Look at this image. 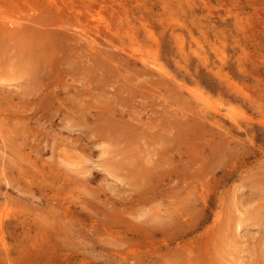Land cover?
I'll use <instances>...</instances> for the list:
<instances>
[{
  "label": "rangeland",
  "instance_id": "1",
  "mask_svg": "<svg viewBox=\"0 0 264 264\" xmlns=\"http://www.w3.org/2000/svg\"><path fill=\"white\" fill-rule=\"evenodd\" d=\"M51 47L38 77L19 72ZM0 116L20 145L0 146V264H264V0H0ZM105 118L133 127L106 132L104 157L86 131ZM80 156L91 191L66 188L63 217L45 171ZM145 162L149 181L122 186Z\"/></svg>",
  "mask_w": 264,
  "mask_h": 264
},
{
  "label": "bare ground",
  "instance_id": "2",
  "mask_svg": "<svg viewBox=\"0 0 264 264\" xmlns=\"http://www.w3.org/2000/svg\"><path fill=\"white\" fill-rule=\"evenodd\" d=\"M87 1V0H86ZM96 2V1H95ZM100 2V1H99ZM72 3V2H71ZM98 3V2H97ZM75 4V3H74ZM79 4V3H78ZM57 5V4H56ZM55 5V6H56ZM64 5V4H63ZM81 5H83V4H81ZM60 6V5H59ZM90 7V6H89ZM48 8V7H47ZM59 8V7H58ZM69 8H70V6H69ZM73 8V7H72ZM91 8V7H90ZM55 9V8H54ZM58 10V9H57ZM59 10H61V9H59ZM77 10V9H76ZM67 11H68V9H67ZM74 11V10H73ZM80 11V10H79ZM78 12V11H77ZM93 14V13H92ZM92 18V17H91ZM9 19V18H8ZM11 19V18H10ZM18 20V19H17ZM16 20V21H17ZM21 20V19H20ZM14 21V20H13ZM13 21L12 22H10L11 24L13 23ZM23 21V20H22ZM25 21H27V19L25 20ZM24 21V22H25ZM92 21V20H91ZM6 22H7V20H6ZM5 22V23H6ZM9 22V21H8ZM29 22H31V21H29ZM60 22L58 21L57 22V25L59 24ZM63 23V22H62ZM61 23V24H62ZM7 25H9V24H7ZM14 25V24H13ZM56 25V24H55ZM54 25V26H55ZM57 25H56V27H57ZM63 25V24H62ZM6 26V25H5ZM20 26H21V24H20ZM53 26V25H52ZM9 27H11L10 25H9ZM68 27V26H67ZM69 27H71V26H69ZM74 28V27H73ZM87 28V27H86ZM9 29V28H8ZM15 29V28H14ZM14 29H12V30H14ZM75 29V28H74ZM74 29H72V30H74ZM38 30V29H37ZM10 31H11V29H10ZM55 31V30H54ZM79 31V30H78ZM81 31V30H80ZM77 32V31H76ZM49 34V33H48ZM76 34V33H75ZM83 34V33H82ZM55 37H56V39H57V42L55 43V40L53 39V38H49L50 40H53V41H51L50 42V44L51 45H53L54 43L57 45H59V43H63L64 44V41H62V39H61V37H64L65 38V35H63V34H61V33H59V32H57V31H55V33L53 34ZM77 35H79V34H77ZM82 36V35H81ZM81 36H79V37H81ZM85 36V35H84ZM83 36V37H84ZM45 37V36H44ZM52 37V36H51ZM86 40V39H85ZM93 41V40H92ZM90 43V42H89ZM92 44V43H91ZM90 45V44H89ZM88 45V46H89ZM89 47H91V46H89ZM52 48L53 47H51V48H47V50L46 49H44V50H41V51H39L38 49H36V50H38V52H36V54H33V51H32V53H26V54H24L23 55V57H21V62L20 61H18L20 64L22 63V65H20V64H18V68H19V72H23V74L24 73H31V75L33 76V77H38V74L40 73V69H42V68H40L41 67V64H45V63H47V62H50L51 60H54V50H52ZM32 49H35L34 47L32 48ZM42 49V48H41ZM180 52V51H179ZM127 53V52H126ZM134 53V52H133ZM181 53V52H180ZM117 54V53H116ZM130 54V53H129ZM135 54V53H134ZM60 55V54H59ZM114 55H115V53H114ZM140 55V54H139ZM135 56V55H134ZM106 57H108L107 55H106ZM136 57V56H135ZM125 58V57H124ZM137 58V57H136ZM152 58V57H151ZM148 59H149V57H148ZM142 60V59H141ZM140 60V61H141ZM65 61V60H64ZM146 62V61H145ZM59 63V62H58ZM140 63V62H139ZM54 64V63H53ZM17 65V64H16ZM19 65H20V67H19ZM50 65H51V63H50ZM141 65V64H140ZM43 66V65H42ZM45 66V65H44ZM43 66V67H44ZM139 66V65H138ZM45 67H47V66H45ZM51 67V66H50ZM49 67V68H50ZM48 68V67H47ZM142 68V67H141ZM72 69V68H71ZM149 69V68H148ZM154 69V68H153ZM51 70V69H50ZM49 70V71H50ZM140 70H142V69H140ZM145 72H146V70L145 69H143ZM46 71H47V69H46ZM33 73V74H32ZM140 73V72H139ZM139 73H138V75H139ZM153 73V72H152ZM165 73V72H164ZM142 74H144V73H142ZM159 74H163V73H159ZM166 74V73H165ZM26 75V74H25ZM45 75V74H44ZM135 75V74H134ZM133 75V76H134ZM149 75V74H148ZM144 76V75H143ZM171 76V75H170ZM44 77V76H43ZM49 77H52V76H49ZM136 77V76H135ZM167 77V76H166ZM24 78V77H23ZM47 78V77H46ZM143 78V77H142ZM170 78V77H169ZM168 78V79H169ZM37 79V78H36ZM140 80H141V78H140ZM167 80V79H166ZM174 80V79H173ZM139 81V80H138ZM169 81H170V79H169ZM143 82V81H142ZM168 83V82H167ZM179 83V82H178ZM175 84V83H174ZM181 84V83H180ZM176 85H177V83H176ZM182 85V84H181ZM46 87H48V86H46ZM178 87H182V86H178ZM190 89V88H189ZM189 92H191V91H189ZM193 94V93H192ZM199 94H197V96H198ZM203 95V94H202ZM189 96V95H188ZM201 96V95H200ZM200 96H198V97H200ZM205 96V95H204ZM204 96H202V97H204ZM203 100V99H202ZM201 100V101H202ZM196 101H198V100H196ZM199 102V101H198ZM209 102V101H208ZM200 104L201 103H203V102H199ZM209 104V103H208ZM203 105H204V103H203ZM210 105H213V104H210ZM201 106V105H200ZM205 106H206V104H205ZM206 109H207V106H206ZM209 109V108H208ZM215 109V108H214ZM197 110L199 111V109L197 108ZM200 110H203V109H201V107H200ZM210 111V110H209ZM212 111V110H211ZM225 111V110H224ZM199 112H201V111H199ZM203 112V111H202ZM201 112V114H203ZM213 112V111H212ZM217 112V111H216ZM215 113V112H214ZM2 114H3V112H2ZM5 114V113H4ZM131 114V113H130ZM222 114V113H221ZM128 115H129V113H128ZM113 116V115H112ZM131 116H132V114H131ZM131 116H130V118H131ZM111 117V116H110ZM129 118V119H130ZM217 118V117H216ZM247 118V117H246ZM3 119H5V117H3ZM2 118H1V116H0V125H1V121L3 120ZM113 119V118H112ZM132 119H133V117H132ZM210 121V120H209ZM212 121V120H211ZM112 121L110 120V119H108V118H105V119H103L102 121H100V123L97 125V127L95 128V129H90V128H88V131H86L87 133H91V132H93L94 130V132H95V134H94V136L96 137L95 139H93L92 141H93V144L95 145V146H99V148H100V150H99V152L104 156V155H107L106 153L108 152V151H106V148H107V145H105L104 144V142H103V144L100 142V140L101 139H106L107 138V136H109L108 135V133L109 132H111V133H113V134H116L117 135V133H119V134H122V135H125V134H128V132H131V131H129L128 129H130V127L132 128L133 126H130V125H133V124H130V125H128V126H121V125H119L118 124V126H116V124H114L113 122H114V120H113V124L111 123ZM216 122H219V121H216ZM9 124L10 123H5V125L7 126H5L4 128H6V130H4V129H2L3 128V126H0V146L2 147V149L3 148H5L6 147V142L7 141H9V144H8V146H9V151L12 149V146H15V147H17V146H20L19 145V143L17 142L18 140H17V138L15 137V134H14V132H12V130L10 129V127H9ZM217 125V124H216ZM215 125V127H219V125L218 126H216ZM212 126H214V125H212ZM64 127L65 128H67L68 130H70V131H72V130H74V128L71 126V125H68L67 123H65L64 122ZM124 127V128H123ZM126 128H128V129H126ZM134 128H136V127H134ZM10 133H9V132ZM98 133H97V132ZM109 131V132H108ZM186 131V130H185ZM38 132V131H37ZM106 132H108V133H106ZM110 133V134H111ZM186 133V132H185ZM97 134V135H96ZM133 134V133H132ZM135 135V134H134ZM34 137V136H33ZM110 137V136H109ZM126 137V136H125ZM129 137H131V136H129ZM134 136H132V138H133ZM121 138V137H120ZM124 138V137H123ZM132 138H131V140H132ZM168 138V137H167ZM171 139V138H170ZM40 140V139H39ZM129 140V139H128ZM134 140V139H133ZM167 140V139H166ZM166 140H164V141H166ZM172 140V139H171ZM35 141H36V139H35ZM99 141V142H98ZM112 141V140H111ZM161 141V140H160ZM171 142H173V141H171ZM113 143V142H112ZM132 143H135V142H132ZM118 144V143H117ZM154 144V143H153ZM168 144V143H167ZM51 145H52V143H51ZM109 145H110V143H109ZM127 145H128V143H127ZM159 146H160V144H158ZM113 146V145H112ZM165 147V146H164ZM61 148V147H60ZM8 149V148H7ZM21 149L22 148H16V150L19 152V151H21ZM74 149V148H73ZM0 150H1V148H0ZM54 150V151H53ZM7 151V150H6ZM26 150H23V152H22V154H21V157H22V159L23 160H26V161H28V164L30 163L34 168L36 167L34 164H33V162H32V159H31V154L29 153V152H25ZM30 151H32V148L30 149ZM34 151V150H33ZM52 151L53 152H51L52 154H54L55 153V148L54 147H52ZM71 151H72V149H71ZM112 151V150H111ZM110 151V152H111ZM3 152V151H2ZM1 152V153H2ZM64 152V151H63ZM73 152V151H72ZM109 152V153H110ZM152 152V151H151ZM99 153V154H100ZM105 153V154H104ZM112 153H113V151H112ZM153 153V152H152ZM75 154V153H74ZM63 155H65V154H63ZM67 155V154H66ZM80 155V154H79ZM149 155V154H148ZM150 155H152V154H150ZM10 156V155H9ZM34 156H36V155H34ZM20 157V158H21ZM61 157H63V156H61ZM88 156H80V157H78V159H70V157L69 158H59V160L55 163V164H57V165H61L62 167L64 166V168L66 169V171H68V172H66V175H64V176H61V174H59V171L57 172H55V171H52V170H48V171H45V173H48L49 174V176L50 177H52V179L54 180V183H58L56 186H57V188L60 190L61 188H64V190H65V192L63 191V192H61V191H57L56 192V197H52L51 198V200L52 201H54L55 202V205H56V207L58 208V210L60 211V214L59 215H62L63 217H67L68 215H71V213H72V211H70L72 208H71V206H70V204L69 203H63L62 201L63 200H65V199H67L68 197H69V195H70V197H72L73 196V193H69V192H66V188H76V187H74L75 185H77V187L78 188H85L86 190V192L89 190V191H91V187L89 186V184L93 181V177H92V173H91V169L90 168H88L87 166H86V163L89 161L90 162V159L89 158H87ZM98 157H100V156H98ZM105 157V156H104ZM36 159L35 160H33V161H36L37 160V157H35ZM75 158V157H74ZM129 158H132V157H129ZM41 159V158H40ZM39 159V160H40ZM122 159V158H121ZM44 160V159H43ZM130 160L131 159H129V161H128V163H133V162H130ZM150 160V159H149ZM12 161V163H16V159L14 160V158L11 160ZM107 159H105V158H101V159H99V160H96V161H91V162H93V164H94V166H97V167H101V169L103 170V171H105V172H108V175L109 174H111V172L113 171L112 169V171L110 172V167L111 166H115L116 167V164H118L119 162L118 161H120V160H118L117 162H110V161H108ZM147 161H148V158H147ZM146 161V162H147ZM146 162H145V164H146ZM40 163V162H39ZM42 163H45V160L44 161H41V164ZM120 163H122V162H120ZM119 163V164H120ZM125 163V162H124ZM123 163V164H124ZM118 164V165H119ZM126 165H127V163H126ZM126 165H124V167L126 166ZM129 165V164H128ZM134 165V164H133ZM143 165V164H142ZM147 165V164H146ZM13 166V165H12ZM90 166V165H89ZM130 166H131V164H130ZM154 166V165H153ZM157 166H158V164H157ZM20 165H18V171H17V174H18V176H19V179H20V175L21 174H23V173H25L24 171H22V172H20L19 171V169H20ZM29 167V166H28ZM32 167V168H33ZM92 167V166H91ZM121 167V166H120ZM132 168H133V166H131ZM39 168V167H38ZM56 168V167H55ZM116 168H118V167H116ZM122 168V167H121ZM126 168V167H125ZM135 168V167H134ZM45 168H44V165H42L41 167H40V170L41 171H43ZM58 169V168H57ZM122 169H124V168H122ZM127 169V168H126ZM129 169V168H128ZM36 170V169H35ZM151 170H152V168H151ZM157 170V169H156ZM38 171V170H37ZM128 171V170H127ZM153 171V170H152ZM159 171V170H158ZM129 172H130V178L132 179V183L131 182H129L128 181V179L126 178V180L124 181V180H120V182H121V184H122V186H127L128 188V190H132L131 188H133V187H135L136 185L135 184H137V183H139L141 180L143 181V179H145V181L147 182V181H149V177H150V175L151 174H153L151 171H150V168L148 167V165L147 166H142L141 168H139V169H129ZM154 172V171H153ZM0 173H2V172H0ZM40 173V172H39ZM70 174H73L72 176H70ZM121 174V173H120ZM24 176V178L27 176V175H23ZM30 176L32 177L33 176V172L32 173H30ZM57 176H60L59 177V179H62L63 180V182H60V181H58L57 179H56V177ZM67 176V177H66ZM42 177V176H41ZM69 177H71V178H69ZM77 177H80V178H77ZM112 177V176H111ZM114 177H116V176H114ZM28 178V177H27ZM117 179V178H116ZM130 179V180H131ZM2 180L6 183V185L8 184H13V183H11L12 181H11V179L9 178V177H7V175H4L3 174V176H2ZM53 180H52V182H53ZM39 181V180H38ZM144 182V181H143ZM145 182V184H147ZM54 183H51V185L52 184H54ZM73 183V184H72ZM74 183H75V185H74ZM29 184V183H28ZM120 184V185H121ZM145 184H143V185H141V187H139L141 190H140V192L138 191H136L137 193H138V195H140V193H142V189H143V187H145L146 185ZM25 185V184H24ZM19 186V183H17V190H18V192H26V190H25V186H26V188H27V184L25 185V186ZM34 185V184H33ZM48 185V184H47ZM133 185H135V186H133ZM30 186V185H29ZM49 186V185H48ZM53 186V185H52ZM114 186V185H113ZM133 186V187H132ZM32 187V186H31ZM45 187V186H44ZM40 188V187H39ZM42 188V187H41ZM55 188V187H54ZM117 188V187H116ZM123 188V187H122ZM124 189V192H126V190L127 189H125V188H123ZM137 189H138V187H137ZM148 189H149V187H148ZM30 190V189H29ZM136 190V189H135ZM134 190V191H135ZM147 189L145 188V191H146ZM28 191V190H27ZM55 191V190H54ZM30 192H32V191H30ZM29 191H28V193H30ZM78 192V191H77ZM120 192V191H119ZM143 192H144V190H143ZM42 193H43V191H42ZM75 193V192H74ZM33 194V193H32ZM36 194V193H35ZM47 194V193H46ZM95 193H92V195H94ZM143 194V193H142ZM30 195V194H29ZM46 196V195H45ZM49 198V197H48ZM134 199V198H133ZM33 200V199H32ZM50 200V199H49ZM69 200V199H68ZM67 200V201H68ZM78 200V199H77ZM48 200H46V202H47ZM51 201V202H52ZM73 201V200H72ZM50 202V201H49ZM8 203V202H7ZM81 203V202H80ZM79 203V204H80ZM3 204V203H2ZM5 204H6V202H5ZM50 206H51V204H49ZM65 205V207H63ZM0 210H2L1 208H0ZM161 210V209H160ZM3 212V211H2ZM5 212V211H4ZM57 213V212H56ZM1 214V213H0ZM3 214V213H2ZM5 216H6V214H4ZM4 215H3V217H4ZM61 217V216H60ZM2 218V217H1ZM19 218H20V216H19ZM56 218V217H55ZM21 221H23V220H21ZM71 225V224H70ZM3 227H1V229H2ZM105 228V227H104ZM147 229V228H146ZM108 229L107 228H105V231H107ZM153 230V229H152ZM109 231V230H108ZM125 231V233L126 234H128V233H130L131 235H133V234H137L138 235V231L136 232V230H134V229H125L124 230ZM4 232V231H3ZM111 232V231H110ZM150 232V231H149ZM153 232L154 231H152V233H150L149 235H147V236H143V237H145V238H148V237H151V236H153ZM5 233V232H4ZM65 234V233H64ZM151 239V238H150ZM1 242V241H0ZM131 250V249H130ZM118 251V250H117ZM120 251H121V249H120ZM125 251V250H124ZM132 251H134V250H132ZM136 251V250H135ZM128 252V255L130 254V255H132V254H137V252ZM150 252V251H149ZM116 256H121V257H123L124 256V253H122V252H116V253H114ZM6 255V254H5ZM126 255V254H125ZM127 257H129V256H127ZM131 257V256H130ZM129 257V258H130ZM137 257V256H136ZM132 258H133V256H132ZM14 261V260H13Z\"/></svg>",
  "mask_w": 264,
  "mask_h": 264
}]
</instances>
